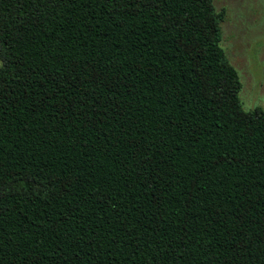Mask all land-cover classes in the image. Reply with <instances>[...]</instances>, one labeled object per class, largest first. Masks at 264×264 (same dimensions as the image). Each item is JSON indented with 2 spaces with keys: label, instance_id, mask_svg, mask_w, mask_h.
<instances>
[{
  "label": "trees",
  "instance_id": "16d2710c",
  "mask_svg": "<svg viewBox=\"0 0 264 264\" xmlns=\"http://www.w3.org/2000/svg\"><path fill=\"white\" fill-rule=\"evenodd\" d=\"M213 0H0V264H264V110Z\"/></svg>",
  "mask_w": 264,
  "mask_h": 264
},
{
  "label": "rangeland",
  "instance_id": "374dc122",
  "mask_svg": "<svg viewBox=\"0 0 264 264\" xmlns=\"http://www.w3.org/2000/svg\"><path fill=\"white\" fill-rule=\"evenodd\" d=\"M213 5L225 11L220 46L239 76L242 109L264 110V0H213Z\"/></svg>",
  "mask_w": 264,
  "mask_h": 264
}]
</instances>
